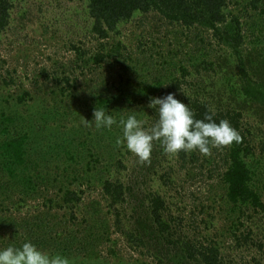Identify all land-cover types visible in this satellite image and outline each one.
Segmentation results:
<instances>
[{
  "label": "trees",
  "instance_id": "trees-1",
  "mask_svg": "<svg viewBox=\"0 0 264 264\" xmlns=\"http://www.w3.org/2000/svg\"><path fill=\"white\" fill-rule=\"evenodd\" d=\"M13 1L0 0V33L12 24ZM88 1L91 33L100 43L90 55L93 66L88 59L79 68L86 66L96 76L100 70L118 66L126 71L133 54L145 65L161 66L154 61L148 41L139 39L134 53L123 42L108 49L105 41L138 14L145 23H158L160 29L179 27L186 41L182 56L173 53L181 58L179 67L175 61L174 65L162 61L166 71H179L170 76L166 95L177 93L197 119L208 113L217 122L228 120L241 140L213 148L209 155L180 152L173 156L175 161L154 144L150 159L141 162L134 156L130 168L116 159V150L123 145L116 144L111 154L105 149L106 134L112 136L114 130L85 131L87 125L81 123L85 110L80 108L74 117L75 131L63 136L62 143L55 132L69 127L63 121L66 107L51 112L49 120L41 118L38 136L29 133L36 127L25 114L34 99L21 90L17 71L1 60L0 248L30 240L42 251L68 257L71 264H117L122 256L128 258L125 264H237L231 252L257 248L259 259H252L253 263L264 264V0H248L249 7L240 12L234 9L240 5L236 0ZM71 49L85 54L75 44ZM191 60L196 61L189 68L183 65ZM39 74L34 84L47 82L54 92L58 87L60 103L72 95L71 78H50L46 68ZM101 82L104 94L98 105L108 108L121 102L118 93L123 90L116 88L118 83ZM9 88L4 95L2 90ZM112 88L115 94L109 93ZM148 115L151 121L146 127L157 118L154 110ZM50 120L55 125H45ZM197 170L208 181L220 183L228 214L236 218H231L227 233L214 238L201 237L199 229L202 224L209 228L207 218L215 220L207 213L210 197L191 194L190 201L184 202L191 172ZM158 182L163 193L152 187ZM31 203L33 207L25 210Z\"/></svg>",
  "mask_w": 264,
  "mask_h": 264
},
{
  "label": "rangeland",
  "instance_id": "rangeland-1",
  "mask_svg": "<svg viewBox=\"0 0 264 264\" xmlns=\"http://www.w3.org/2000/svg\"><path fill=\"white\" fill-rule=\"evenodd\" d=\"M236 1H239L240 5L234 9L239 12L246 6L249 7L248 0ZM13 4L12 24L7 31L0 33V61H7L8 66L17 71L15 79L22 84L21 90L30 92L34 99L30 103V107L27 108L29 112L25 114L29 118L28 120L36 127L33 130H29V133L38 136V126L41 123V118L49 120L51 112L56 113L59 107H66L67 115L63 121L69 127L65 131L59 128V131L56 130L57 132H55V134H58L57 142L62 143L63 136H70L75 131L73 122L79 108L85 110V115H83L85 120L88 118L92 120L93 111L96 107L106 108L100 107L97 103L101 94H104V86H102L101 82L104 79L110 80L111 84L116 81L118 83L116 88L120 87L123 90V94L118 91V97H121L119 98L121 102L111 104V106L106 108L108 112H111L119 120L122 117L126 118L128 114L135 111L138 118L146 121L147 126L150 124L151 118L148 114H151L153 109L148 108L147 104L152 97L165 96L167 93L165 90L171 81L170 76L179 74L176 69L170 72L169 70L172 68H167L168 71H166L162 64V61L166 60L171 62L172 65L176 63V68L179 67L182 48L186 45L185 39L180 36L182 30L179 27L160 29L158 23L153 25L151 20L145 23V19L138 14L131 22L120 25L119 33L111 34L110 38L105 41L109 45L108 49L115 47L118 42H123L127 49L134 53L137 50V41L142 39L145 42H150L149 48L155 53L153 59L156 63H160L161 66L145 65L140 58V60L138 59L137 54H133L134 61L126 71L121 66H118L107 72L104 69L105 66H101L104 70L96 72L98 74L96 76L95 74H89V69H86V66L85 69L79 68V66L84 67L85 61L88 59L90 65L93 66V60L90 55L98 51L97 46L100 43L93 38L91 33L93 21L89 14L88 0H14ZM151 42L155 43V45H152ZM71 44L77 45L81 52H85V54L80 56L79 52H74L71 49ZM177 52H179L180 56L178 54L175 58L173 53L177 54ZM194 61L196 60H191L183 65L189 68ZM44 68L51 75L55 73V76L50 75V78L63 79L67 76L73 81L72 95L65 98L62 103L60 102L63 98L59 99L61 94L58 87L54 92V88H49L53 85L47 86V82L39 85L34 84V79L41 77L39 71ZM3 69H0V75L4 74ZM119 76H123L121 81L118 79ZM63 87H65L64 83ZM74 87L77 88L74 89ZM116 88H112L109 93H114ZM10 90L11 88L3 89L2 93L5 95L6 92L10 93ZM1 96L2 94L0 93V100ZM55 97L58 99L57 101L44 104V100L49 101ZM87 101H89V104ZM55 121L58 120L56 119ZM55 121H45V125H55ZM45 125L44 127L47 128ZM95 129L94 126L87 125L85 131L93 132ZM104 130L100 129L101 132ZM112 130H114V135L111 136L110 133H107L106 136L108 137L105 139L107 141L105 149H110L109 154L112 153V149H115L117 144L113 140L114 137H122L121 127L114 125ZM121 147L122 149L116 150V159H122L131 168L135 155L127 152L123 146ZM86 156H89L88 152H86ZM168 159L175 161L173 156H169ZM159 171L161 174L164 173L162 170ZM127 173V171H123L124 175ZM203 174L199 175L198 170L191 172V179H189L185 192H183L186 196L184 197V202L187 204L190 201L189 197L191 198V194L204 198L210 197V201L207 204L210 205L211 209L207 213L212 214L215 220L212 223L211 218H207L210 223L209 228L205 230V226L202 224L204 228L199 227V229L202 231L201 237L209 236L214 238L216 234L227 233L232 221L231 218L235 221L236 218L233 214H228L229 206H227L220 183L213 180L208 181ZM180 176L182 177V175ZM178 182L183 184L179 180ZM152 187L154 190L158 189L161 193L164 192L159 187V182L156 185L153 184ZM30 207H33V203L26 206L25 210ZM253 230L255 234L258 233L255 227H253ZM112 237L117 238L114 234ZM219 241L222 245L227 246V242L225 243L223 239ZM226 253H230V251H226ZM232 253L237 264H240L241 261L242 264H255L252 259L259 257L257 248H253L249 252L239 253L233 251ZM122 257L117 264H125L128 261L127 257Z\"/></svg>",
  "mask_w": 264,
  "mask_h": 264
},
{
  "label": "clouds",
  "instance_id": "clouds-1",
  "mask_svg": "<svg viewBox=\"0 0 264 264\" xmlns=\"http://www.w3.org/2000/svg\"><path fill=\"white\" fill-rule=\"evenodd\" d=\"M147 107L154 110L155 122L146 127V121L138 118L135 111L119 120L106 108L96 107L91 121L81 117L83 125L94 126L97 130H111L114 125L122 128V137L117 145H123L141 162L150 159L154 144H158L163 153L178 155L180 152L198 151L209 155L213 148L239 143L241 136L231 123L222 119L214 120L212 114L205 113L197 119L189 104L170 92L163 97H152ZM124 111V110H122ZM0 264H71L68 257L42 251L30 240L16 246L10 244L0 248Z\"/></svg>",
  "mask_w": 264,
  "mask_h": 264
}]
</instances>
